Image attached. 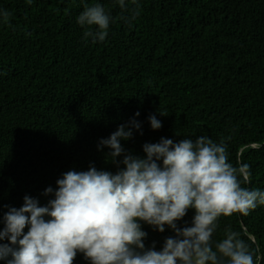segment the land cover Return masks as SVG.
<instances>
[{"label":"trees","instance_id":"1","mask_svg":"<svg viewBox=\"0 0 264 264\" xmlns=\"http://www.w3.org/2000/svg\"><path fill=\"white\" fill-rule=\"evenodd\" d=\"M86 2L114 19L103 43L83 38L82 0H0L10 13L0 23V231L25 196L46 205L53 197L43 193L64 173L90 165L115 173L110 149L98 145L133 119L142 128L122 141L129 153L146 157L143 145L162 137L205 136L226 144L233 166L250 168L244 187L264 190V0H140L131 22L115 0ZM143 230L146 247L158 251L175 236ZM227 231L264 264V206L222 216L214 245ZM74 264L88 261L78 254Z\"/></svg>","mask_w":264,"mask_h":264},{"label":"clouds","instance_id":"2","mask_svg":"<svg viewBox=\"0 0 264 264\" xmlns=\"http://www.w3.org/2000/svg\"><path fill=\"white\" fill-rule=\"evenodd\" d=\"M82 3L76 22L85 42H105L114 22L111 13L100 3ZM115 3L130 12L128 22L141 14L140 0ZM9 16L0 9V23L7 24ZM148 119L153 130L162 128L156 115ZM141 128L133 119L100 140L98 147L110 149L115 173L94 165L70 170L55 189L45 190L53 197L46 205L25 196L22 207L9 208L0 231V241H7L0 243V261L74 264L82 254L88 264H256L259 258L239 233L227 231L215 245L212 240L222 216H247L264 206V190L243 186L251 183L250 168L233 166L226 144L205 136L179 142L162 137L143 145L146 157L129 153L122 141ZM189 210L194 211L191 226L179 227ZM144 224L160 233L170 228L175 236L166 238L159 251L155 244L147 248Z\"/></svg>","mask_w":264,"mask_h":264}]
</instances>
